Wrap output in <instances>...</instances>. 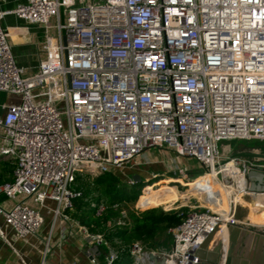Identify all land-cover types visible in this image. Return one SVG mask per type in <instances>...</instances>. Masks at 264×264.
<instances>
[{
    "label": "built area",
    "instance_id": "built-area-1",
    "mask_svg": "<svg viewBox=\"0 0 264 264\" xmlns=\"http://www.w3.org/2000/svg\"><path fill=\"white\" fill-rule=\"evenodd\" d=\"M7 15L42 30L34 67L16 64L19 29L3 27ZM0 93L18 98L0 104V160L14 164L0 183V217L18 239L36 235L46 210L107 249L88 252L89 264H114L104 234L69 214L81 196L75 178L156 163L152 149L194 159L199 176L214 172L240 199L228 196L225 221L208 206L188 210L167 229V248L121 245L132 264H196L206 236L227 224L264 232V159L219 151L222 141L264 142V0H22L0 9ZM241 207L259 223L238 216ZM48 249L49 240L43 258Z\"/></svg>",
    "mask_w": 264,
    "mask_h": 264
},
{
    "label": "trees",
    "instance_id": "trees-1",
    "mask_svg": "<svg viewBox=\"0 0 264 264\" xmlns=\"http://www.w3.org/2000/svg\"><path fill=\"white\" fill-rule=\"evenodd\" d=\"M1 161L4 165L3 173H7L8 176L3 180L0 175V183L11 179L14 168L13 162ZM137 176L140 179L138 174L135 175V177ZM198 179L199 175L189 184L190 188L181 194H178L175 188L165 186L161 188L160 193L154 196L149 193L143 195L144 187L140 195V204L149 199L163 196H171L173 199L179 197L185 200L189 195H198V197L204 201L202 195L205 193V197L208 199L206 204L214 210H217V208L220 210L215 189L214 191L210 190L207 192L205 188H197L199 187L197 184ZM139 183H136L138 187H128L129 185L123 182L118 170L98 175L94 179H91L88 174H78L75 178L74 185L76 189L81 192V196L73 200L74 208L69 214L80 224L86 226L94 225L95 228L92 230L104 234L107 244L119 253V258L114 264H132L127 250H120L121 245L127 246L139 240L142 244L144 243L147 248L156 247L159 245L158 239L164 235L168 228L179 224L185 214V211H165L162 207L144 212L132 210L125 215H123L119 209L115 210L113 208L115 203H129L138 198L139 189L144 184L143 182H141V184ZM149 191L150 187L146 188V192ZM91 202L95 204H105L107 206L106 211L102 215H97L95 208L90 206ZM119 219L125 223L116 224Z\"/></svg>",
    "mask_w": 264,
    "mask_h": 264
},
{
    "label": "crops",
    "instance_id": "crops-1",
    "mask_svg": "<svg viewBox=\"0 0 264 264\" xmlns=\"http://www.w3.org/2000/svg\"><path fill=\"white\" fill-rule=\"evenodd\" d=\"M21 1H0V9H12ZM1 23L8 29H19L10 35L16 64L20 67H34L38 61V47L43 41L42 30L27 26L13 15L5 16ZM0 95H3L4 99L7 97L3 93ZM149 158L155 159L152 152L149 153ZM48 205L53 207L54 203L48 201ZM41 213L44 216L43 226L36 235L30 236L26 240L18 239L0 217V229L5 237L3 239L0 236V264H22V261L25 264H41L43 259V264H89L88 252L102 256L106 253L105 247L96 248L93 243L80 239L65 221L57 220L53 224L51 213L46 210H41ZM46 215L51 217V222L48 224ZM47 240H49V249L43 258L44 244Z\"/></svg>",
    "mask_w": 264,
    "mask_h": 264
},
{
    "label": "rangeland",
    "instance_id": "rangeland-1",
    "mask_svg": "<svg viewBox=\"0 0 264 264\" xmlns=\"http://www.w3.org/2000/svg\"><path fill=\"white\" fill-rule=\"evenodd\" d=\"M16 99L11 98L10 96H7L4 99L3 95H0V102H6L10 103V101L13 100V102H17V97ZM2 131L0 130V134ZM226 149V150H225ZM259 150L260 152H264V142H259L255 140H250V141H243V140H232V141H222L219 143V151L221 155L223 156H232L237 153L243 152V151H252V150ZM152 154L155 157L156 163H152L150 165H144L135 169H125L123 171H119L120 175L123 179V182L128 184V187H138L136 183L141 184L143 182V186L139 189V196L135 201L129 202V203H121L119 204L118 208L119 211L122 213L127 214L128 212L135 210L137 212H144V211H151L152 209L162 207L165 211H179V212H184L185 213L192 209L193 207H200L201 209L205 208L208 206L206 204L207 200L206 199V194L203 193L202 199L198 197V195H189L187 199H181V198H175L171 196H163L155 199H149L145 201L144 203L140 204V195L143 190V195H147L148 193L152 196L160 193L161 188L168 186L170 188H175L178 194H181L185 191H187L190 188L189 183L193 182L196 179L197 175H200L203 172V169L201 165H199L194 159L191 158H185L181 157L179 155H176L173 153V155H167L166 153L164 154V150L161 149H152L151 150ZM188 168V171L186 172V177L181 180V182H177L176 179L179 177L178 169L179 168ZM4 165L2 161L0 160V175L1 178L4 180L7 178L8 174H4ZM153 175H157V177L153 178ZM139 175L140 179L135 178L137 182L134 183H129V179H134L135 175ZM204 175L199 176V179L197 180V184L199 187L197 188H205V191H214L215 187L214 186H205L203 184V177ZM95 177L91 178L94 179ZM198 178V177H197ZM171 179V180H170ZM141 186V185H139ZM146 186H150V191L146 192ZM204 192V190H203ZM139 199V201H138ZM244 204H247L250 206V201L249 199L245 198L244 199ZM227 209H229V204L228 201L226 203ZM142 209H141V208ZM209 207V206H208ZM144 208H150V209H144ZM218 210V208H217ZM249 209L247 207H241L238 210V216L246 217L250 220L249 216ZM46 223H50V216L46 215ZM255 215H254V217ZM139 241V240H137ZM141 243V241H139ZM171 238L168 235L167 231L164 233L163 236H161L158 239V244L160 247L167 248L170 246ZM144 245V243H143Z\"/></svg>",
    "mask_w": 264,
    "mask_h": 264
},
{
    "label": "water",
    "instance_id": "water-1",
    "mask_svg": "<svg viewBox=\"0 0 264 264\" xmlns=\"http://www.w3.org/2000/svg\"><path fill=\"white\" fill-rule=\"evenodd\" d=\"M235 156L264 159V154L248 151L237 153ZM248 177L261 178L253 172L249 173ZM135 178L139 179L138 176ZM226 227L228 246L224 259L222 260L221 241L211 245L215 231L206 236L196 251V264H264V232L232 224H227ZM149 257L152 258L151 255Z\"/></svg>",
    "mask_w": 264,
    "mask_h": 264
},
{
    "label": "bare ground",
    "instance_id": "bare-ground-1",
    "mask_svg": "<svg viewBox=\"0 0 264 264\" xmlns=\"http://www.w3.org/2000/svg\"><path fill=\"white\" fill-rule=\"evenodd\" d=\"M203 184L205 186H214L215 187V193H216V198L218 201V206L220 210H216L219 211V213L223 216V220H227V216H228V211L229 209H227V198L228 196L231 194V192H235L236 193V199H240V194L238 189L235 190H229L226 189L225 187L222 186V184H219L218 181H216L217 176L214 172L206 174L203 176ZM244 205V204H243ZM249 218L251 223H259L258 220H256L253 215V210L250 209V213H249ZM224 225V224H223ZM222 225V227H224ZM223 229H226L225 227ZM220 240L221 241V248H222V252L225 253L227 250V231L223 230L222 232L216 233V235L214 236V239L211 242V245L216 244L217 241Z\"/></svg>",
    "mask_w": 264,
    "mask_h": 264
}]
</instances>
